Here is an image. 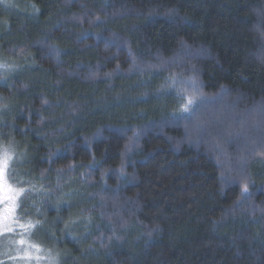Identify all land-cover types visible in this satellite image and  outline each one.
I'll return each mask as SVG.
<instances>
[{"label":"trees","instance_id":"1","mask_svg":"<svg viewBox=\"0 0 264 264\" xmlns=\"http://www.w3.org/2000/svg\"><path fill=\"white\" fill-rule=\"evenodd\" d=\"M0 62L16 219L57 264H264V0H0ZM223 94L227 166L187 135Z\"/></svg>","mask_w":264,"mask_h":264},{"label":"rangeland","instance_id":"2","mask_svg":"<svg viewBox=\"0 0 264 264\" xmlns=\"http://www.w3.org/2000/svg\"><path fill=\"white\" fill-rule=\"evenodd\" d=\"M179 53L180 55L178 54V58L180 61L181 59L184 60V58L188 56H193V59L200 58V56H198V53L203 54L204 52L197 50L193 52L195 55L190 54L188 51ZM159 60L160 59H158V64H160ZM176 63L180 62L176 61ZM181 63L187 64L183 61ZM169 64L175 65L173 61L163 63V65H165L166 67ZM5 67L11 68V66L0 62V81L5 80L4 74L9 71V69L7 68L5 70ZM179 81L180 82H178V86L181 88L183 87L184 89L192 91L195 90V87H197L196 83H193L190 79H180ZM228 98V96H224L223 94L218 95L216 98L212 99H201V101H203L204 103H199V105L200 109H202L201 111L206 109L203 119L204 121H206V125L208 127L202 128L200 125L201 122H199L197 119H193L191 121L192 125L188 126V129L190 131H188L187 134L191 137H193L194 134L196 136L200 135L201 137H208L206 139L207 141L205 140L206 148H204L207 152H210L211 154L222 158L224 166L229 165L231 161L229 162L227 156L223 155V153L220 152L217 146H215V141L212 140V137L209 136L213 134L212 130H216L217 134H221V136H219V139L226 144L232 143L233 139H237V133L233 132L235 131L234 125L238 126L237 122L231 119V121L229 122L233 123L232 126L222 125L225 121H228L231 118L230 110L228 111V117L227 115H224L227 112V109L225 107H221L225 105V102L228 100ZM170 123H172V121L166 122L167 125H170ZM242 131L243 133H246L245 136L243 135L244 137H246L248 129H246L245 127V129H243ZM191 132L193 134H189ZM243 136L241 137L243 138ZM191 137H187V140L184 139L183 144H192L196 147L200 145V141L199 143L196 140L193 141L191 140ZM202 143L203 142H201V144ZM16 161V150L8 151L6 145L0 143V183H3L4 185L12 189V191L7 194L11 196L12 199H4L0 197V264H57V257L53 254H49L39 249V247L35 243H33L32 240H30L29 231L25 230V225L17 221L16 219L20 200H22V197H25L23 196L25 193H28V188H26L25 186L18 187L14 184L13 179L17 181L23 180V176L21 175L20 177L17 169H14V164L16 163ZM115 175L119 176L118 173H115ZM24 230L27 235L23 233Z\"/></svg>","mask_w":264,"mask_h":264},{"label":"snow or ice","instance_id":"3","mask_svg":"<svg viewBox=\"0 0 264 264\" xmlns=\"http://www.w3.org/2000/svg\"><path fill=\"white\" fill-rule=\"evenodd\" d=\"M189 104H191V100H189ZM187 107L188 106L185 105V110H187ZM11 191H12V189H10L8 186L4 185L3 183H0V197H2L4 199H12L11 196L7 195Z\"/></svg>","mask_w":264,"mask_h":264}]
</instances>
